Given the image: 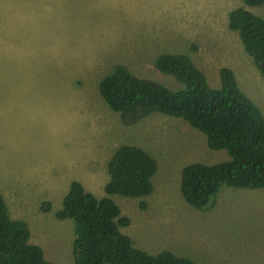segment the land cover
Masks as SVG:
<instances>
[{"label": "rangeland", "instance_id": "374dc122", "mask_svg": "<svg viewBox=\"0 0 264 264\" xmlns=\"http://www.w3.org/2000/svg\"><path fill=\"white\" fill-rule=\"evenodd\" d=\"M242 5L241 0H217L215 14L207 24L194 25L191 32H169L163 39L141 34L103 57L92 70L74 64L51 69L40 85L42 93L53 100L72 97L82 102V112L91 117L83 122L84 129L94 122L99 130L92 136L91 152L82 155L71 168L62 164L56 153L71 151L78 142L76 137L54 152L39 125L0 123V191L9 200L16 193L10 186L18 190L19 202H7L11 217L27 222L30 241L42 248L47 260L76 264L72 253L74 221L55 215L70 182L80 181L97 197L108 195L104 190L108 180L106 163L117 147L131 145L147 151L157 164L151 194L109 195L122 215L130 218V224L121 230L135 247L150 254L170 250L197 264H264V187L222 185L212 206L194 208L180 190L182 168L193 162L226 161L230 158L228 152L210 148L205 134L187 121L159 112L126 125L98 90L100 79L117 64L139 77L178 89L182 84L159 71L154 60L160 53H184L204 72L212 87L220 86L221 67L232 69L240 89L264 116V78L237 34L227 27L226 10ZM250 9L264 18V4Z\"/></svg>", "mask_w": 264, "mask_h": 264}, {"label": "trees", "instance_id": "16d2710c", "mask_svg": "<svg viewBox=\"0 0 264 264\" xmlns=\"http://www.w3.org/2000/svg\"><path fill=\"white\" fill-rule=\"evenodd\" d=\"M227 13V27L237 34L244 51L264 78V18L250 8L264 0H241ZM155 67L172 75L182 87L172 89L159 81L139 77L122 64L115 65L98 84L106 104L126 125L159 112L187 121L203 132L212 149H225L230 158L214 164L193 162L181 170L180 190L196 209L213 205L222 185L264 187V116L240 89L228 67L219 69L220 86L212 87L204 72L184 53H160ZM154 158L131 145L117 147L106 163L108 195L97 197L78 180L70 182L56 217L74 221L72 244L76 264H197L170 250L150 254L137 248L121 228L130 224L109 196L142 197L151 194ZM49 205V204H48ZM144 207V203H141ZM26 221L14 219L0 193V264H55L30 241Z\"/></svg>", "mask_w": 264, "mask_h": 264}, {"label": "clouds", "instance_id": "9594fccd", "mask_svg": "<svg viewBox=\"0 0 264 264\" xmlns=\"http://www.w3.org/2000/svg\"><path fill=\"white\" fill-rule=\"evenodd\" d=\"M217 0H0V123L39 125L55 152L77 138L75 147L56 153L69 168L90 153L99 131L84 105L72 97L55 100L40 85L53 68L74 64L94 69L103 57L143 34L163 39L207 24Z\"/></svg>", "mask_w": 264, "mask_h": 264}, {"label": "crops", "instance_id": "0c3cea01", "mask_svg": "<svg viewBox=\"0 0 264 264\" xmlns=\"http://www.w3.org/2000/svg\"><path fill=\"white\" fill-rule=\"evenodd\" d=\"M221 5H222V4H221ZM222 9H224V8H222ZM222 9H221V10H222ZM231 9H233V8H231ZM231 9H227V10H226V17H227V13H228ZM6 185H8V184H6ZM2 187H3V186H1V190L3 191ZM7 187H8V186H7ZM10 189H11V191H12V190H15L16 193H14V194L12 195V197H11L9 200L6 199L7 197H6V194H5L4 191H3L4 193L1 192V191H0V193L2 194V196H3V198H4V201H5V203H6L7 207H8V209H9V213H10V216H11V211H10V208H9L7 202H19V201H18V197H17L18 190L15 189V188H13V187H11V186H10ZM14 219H16V218H14Z\"/></svg>", "mask_w": 264, "mask_h": 264}]
</instances>
